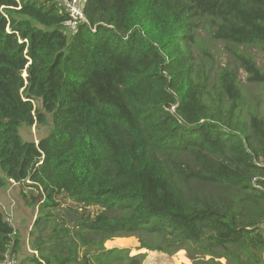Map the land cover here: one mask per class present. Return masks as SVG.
I'll use <instances>...</instances> for the list:
<instances>
[{
  "label": "trees",
  "instance_id": "trees-1",
  "mask_svg": "<svg viewBox=\"0 0 264 264\" xmlns=\"http://www.w3.org/2000/svg\"><path fill=\"white\" fill-rule=\"evenodd\" d=\"M64 1L0 0V189L16 183L39 211V256L21 264H143L104 246L130 236L192 264H264V67L251 51L264 52V0H85L70 31ZM49 118L46 136H23ZM60 196L100 211L51 226ZM22 243L0 210V263Z\"/></svg>",
  "mask_w": 264,
  "mask_h": 264
},
{
  "label": "rangeland",
  "instance_id": "rangeland-1",
  "mask_svg": "<svg viewBox=\"0 0 264 264\" xmlns=\"http://www.w3.org/2000/svg\"><path fill=\"white\" fill-rule=\"evenodd\" d=\"M208 27L209 26L200 28V40L204 41L207 49L212 52L216 59V65L224 66L229 61V56L226 53L223 44L213 38L212 31H208ZM251 51L254 53L258 65L264 67V52L259 51L258 49H253ZM239 78L244 84L247 98L254 102L260 95L258 94V91L247 82V74L243 71V69L239 70ZM257 89H260V87H257ZM50 128L51 120L49 118L46 124L41 125L40 127L34 125L31 128H24L21 132L26 139L35 140L37 142L40 138L46 136L50 132ZM1 174L2 172L0 169V175ZM26 190L27 188L25 187L24 191ZM57 202L58 205L52 206L49 209L51 213L55 215V217L51 218V226L63 224L64 226L70 227L73 231L77 228V226H75V221L80 218L81 213H84L86 216H93L100 211V209L95 206L84 207L82 205H77L71 199L64 196L58 197ZM0 210L5 213L9 221L14 225L16 230H18L23 239L19 252L17 254L8 252V255L12 256L16 260V264H21V261L25 259V257L29 258L34 254L38 257V252L33 249V241H35L39 235V231L34 228V221L39 214L38 207H31L26 204L21 195V188L16 183H13L8 188L0 189ZM33 228L35 229V232L34 234H31ZM51 233L52 231L50 228H47V230L42 234L43 238L46 240L44 245H49L51 243L49 238ZM70 235L74 237L77 242H80L72 231L70 232ZM126 238L134 239V241L130 244L118 243L120 240ZM139 245L140 243L136 236L114 237L104 243L106 248H128L131 250V255L146 253L147 255L143 264H192L186 250L184 249L170 255L145 248L138 249ZM87 250L88 248L81 246L79 250L80 255L82 256V254ZM25 264L31 263L26 261Z\"/></svg>",
  "mask_w": 264,
  "mask_h": 264
},
{
  "label": "built area",
  "instance_id": "built-area-1",
  "mask_svg": "<svg viewBox=\"0 0 264 264\" xmlns=\"http://www.w3.org/2000/svg\"><path fill=\"white\" fill-rule=\"evenodd\" d=\"M84 1L85 0L64 1L66 9L68 10V13L70 15V17L63 22L68 31L76 29L80 21L86 20L81 5ZM0 264H16V260L12 256L7 254L5 261Z\"/></svg>",
  "mask_w": 264,
  "mask_h": 264
},
{
  "label": "crops",
  "instance_id": "crops-1",
  "mask_svg": "<svg viewBox=\"0 0 264 264\" xmlns=\"http://www.w3.org/2000/svg\"><path fill=\"white\" fill-rule=\"evenodd\" d=\"M126 239H129V238H126ZM133 241H134V239H133ZM112 248V247H111Z\"/></svg>",
  "mask_w": 264,
  "mask_h": 264
}]
</instances>
